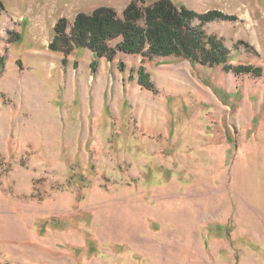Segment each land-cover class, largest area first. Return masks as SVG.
<instances>
[{
    "label": "rangeland",
    "instance_id": "1",
    "mask_svg": "<svg viewBox=\"0 0 264 264\" xmlns=\"http://www.w3.org/2000/svg\"><path fill=\"white\" fill-rule=\"evenodd\" d=\"M130 1L2 0L0 264H264V0H171L223 64L50 49Z\"/></svg>",
    "mask_w": 264,
    "mask_h": 264
},
{
    "label": "trees",
    "instance_id": "2",
    "mask_svg": "<svg viewBox=\"0 0 264 264\" xmlns=\"http://www.w3.org/2000/svg\"><path fill=\"white\" fill-rule=\"evenodd\" d=\"M2 10L0 0V15ZM234 19V15L221 10L197 12L171 0H157L145 6L131 0L120 14L110 6H99L89 13L79 12L69 31L66 19L61 17L54 26L49 47L64 57L74 48L83 47L96 59L105 57L108 61H113L117 52L143 57L175 53L203 64L217 65L226 62L228 50L216 35L207 34L202 25L213 20ZM96 64L97 60L92 62V66ZM3 67L4 58L0 56V73ZM138 77L145 87H152L147 74L139 72Z\"/></svg>",
    "mask_w": 264,
    "mask_h": 264
},
{
    "label": "crops",
    "instance_id": "3",
    "mask_svg": "<svg viewBox=\"0 0 264 264\" xmlns=\"http://www.w3.org/2000/svg\"><path fill=\"white\" fill-rule=\"evenodd\" d=\"M4 10H5V7H4ZM2 11H3V10H2ZM1 13H2V12H1ZM12 15H13V16H12V19H15L14 15H16V14L12 13ZM17 15H18V14H17ZM0 16H1V15H0ZM0 18H1V17H0ZM249 201H251V199H250V198H249V200H248V199H246V205H247V202H248V204H249ZM250 206H251V207H250L251 209H252V207H253V208H255V206H253V204H252V205H250Z\"/></svg>",
    "mask_w": 264,
    "mask_h": 264
}]
</instances>
